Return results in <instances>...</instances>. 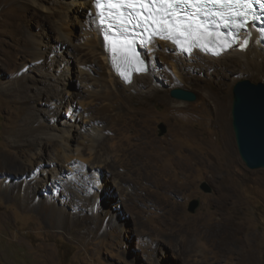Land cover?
<instances>
[{
    "label": "rangeland",
    "instance_id": "1",
    "mask_svg": "<svg viewBox=\"0 0 264 264\" xmlns=\"http://www.w3.org/2000/svg\"><path fill=\"white\" fill-rule=\"evenodd\" d=\"M63 1L0 0V161L7 171L17 164L21 169L19 175L0 171V181L19 180L16 192L29 194L14 201L15 190L0 191V264H264V169L244 165L231 127L233 86L242 79L264 83V72L239 71L219 81L228 101L227 135L205 106V94L216 90L209 79L186 78L182 84L167 58L157 57L155 70L174 76V83L165 74L152 76L154 82L141 80L156 86L158 79L164 92L141 99L111 94L103 63L90 57L92 64H81L85 57L76 49L84 47L83 16L65 17L69 36L57 29L64 14H48ZM58 65L62 73L71 67L68 94L55 83ZM175 88L196 99L171 98ZM70 104L83 121L80 135L71 132L80 156L60 167L61 180L55 181L45 169L56 155L65 160L59 138L49 139L65 131ZM160 124L166 127L163 135ZM175 129L192 136H176ZM87 131L100 136L88 137ZM38 138L50 146L32 147ZM82 162L101 166L99 175ZM65 176L74 178L68 186ZM165 178L170 183L162 190ZM81 180L82 191L72 193L74 181ZM203 181L211 193L199 190ZM194 198L200 204L190 213Z\"/></svg>",
    "mask_w": 264,
    "mask_h": 264
},
{
    "label": "bare ground",
    "instance_id": "2",
    "mask_svg": "<svg viewBox=\"0 0 264 264\" xmlns=\"http://www.w3.org/2000/svg\"><path fill=\"white\" fill-rule=\"evenodd\" d=\"M80 11H82V14H79ZM60 12H62L64 14V18H62L61 22H56L58 24L57 29L60 30L63 34H67L69 36H70V33L72 34V32L68 26V23L66 22L65 17L69 14V12H72L73 15H75L77 17L83 16L82 17L83 22L85 24H87V28H86L87 31H85V33H84L85 40L81 41V46H84L86 48L80 47V48L76 49L78 53H82V56L85 57V60L81 61V64H82V62L88 64V61H91L90 64H92L93 61L91 60V58L96 60L97 62L101 61L103 63V67H105L109 73L108 77L110 78V81L112 83L111 91H110L111 94H114L117 96L123 95L125 97L133 94L137 98L141 99V98H145V97H151V96H153L154 93L156 94L159 91L164 92L165 90H162V84H158L157 78H156L157 79L156 86H154V84L152 82L143 83L141 80L147 79V78L152 79V76L160 78L162 76V74H165L164 71L159 72V71L155 70L157 68V66L155 65V61H156L157 57L167 58V59H169L171 73L182 84L186 82V80H187L186 78H189L190 80H196L199 82L200 81L206 82L209 79L210 83L214 86V88L216 90L215 91L210 90L207 94H205V98H206V102H207L205 104V106L207 109H210L213 112L214 121H215L216 125L221 130L224 131L223 133H225L227 135H228V126H229L228 125V101L225 97L222 96V87H221L219 81L222 78H224L225 76L232 75V74L237 73L239 71H241V72L251 71V72L259 73V74L264 72V42L261 41V39L259 37L258 30L254 29L255 25L250 24L249 27L247 26L248 29L246 31H241L240 35L237 37L236 41H234L231 44L230 48H227L226 50H223V51L218 50V51H221L220 55H213L212 53L202 52V51H198L195 49H193L191 54H188V53L185 54V53H181L180 51H177V49L174 46L170 45L167 42H163V41H159V40H157V41L153 40V42L151 44H149L148 47H144L141 50V56L144 59L147 71H145L143 73H133L132 77H131L132 82L131 83H125L124 79H122L120 76H118L109 64L108 54L103 49V42L100 38V29L96 25V23H95L96 19L93 16L94 9H93L92 3L90 1H86V0H64L63 2H61V4L59 6L53 7V10L48 12V14L57 15ZM88 13L90 15H88ZM69 40L70 41L68 42V45H72V38L70 37ZM170 48L173 50V52H171L169 54ZM65 49L67 50L68 47L66 46ZM144 57L149 58L150 61L147 62L145 60L146 58H144ZM77 59L78 58H75L73 61H76L79 65H81L79 62V59L78 60ZM218 63H221V64H218ZM151 66L153 67V69H151ZM70 71H71V67L68 66L67 69L63 70V73H64L63 74L60 65L57 66V69L53 70V75H55V77L58 78V82H55V83L62 85L60 87L61 88L60 91L62 94H68V92H70L67 88L70 80H72L70 77ZM167 71H168V69H167ZM79 72H80V69H79ZM204 73H206L208 75L207 79L206 78L202 79V78L196 77V75L204 74ZM165 76H166V74H165ZM174 76H171V77L166 76V79H168L169 84L174 83V79H173ZM44 77H45V75H44ZM21 81L23 82V80H21ZM152 81L154 82L153 79H152ZM121 85H122V88H121L122 92H119V90L117 89V86H121ZM51 86H54V85H51ZM84 86H87V85L84 84ZM147 87H149V88L147 90L143 91L142 88H147ZM41 88H43V87H41ZM137 88H140V89H137ZM102 89H104L105 92L110 90L109 87L104 86V85L102 86ZM54 91H55V89H54ZM126 94H128V95H126ZM162 99H166V98H162ZM163 103H165L167 106L170 104L169 102H165V101H163ZM71 106H72L71 104L68 105V107L66 106L67 109L64 111V113H67V114L70 113V115L68 116L67 122L63 123V125L65 127V131H63L61 134H59L58 137H56V135H53V137L50 136V139H49V140H52V139L59 138V143L62 144L60 146L61 147L60 149L63 152V156H64V160H65V161H62L61 159L58 158L60 156V154L56 155V157L49 164L51 166L50 169H45V171L51 172V174L48 173V176L52 175L53 180H55V181L61 180L60 179L61 177L59 176V173L61 172L60 167H63V166L68 167L69 163L72 161V156H76V155L80 156V148H75L73 150L71 141L76 139L75 136H76V134H79L78 129L81 128V124L83 121L80 119L81 114L76 113V111L73 112L74 109ZM169 106L172 107L173 109L187 108V106L181 102L180 103H172ZM56 130H57V128H55V131ZM74 131L77 132L75 135L73 133H71ZM13 132H10L9 134H11ZM174 134L176 136H185V137L186 136L187 137L192 136V134L190 132H184L183 133L182 130H178V129L174 130ZM84 135H86L88 137L89 136L94 137V135L97 137L100 136L99 134H96L92 131H89L88 134H84ZM7 141L11 143L13 141V139H11V140L7 139ZM228 141H230V139ZM38 142H41V143L45 144L46 146H50V144H46L44 142V139L38 138V139H36V141H33L32 147L36 146L38 144ZM71 152H72V155H70ZM66 154H67V156H65ZM33 156H34V154H33ZM156 157H157V159L160 158L158 155H156ZM15 163H17V162L15 161ZM1 165L2 164L0 161V171L1 172L9 173V174L10 173L11 174H17V175L20 174V170H21L20 164H17V166H15V167H11L10 168L11 171H9V170L7 171L6 169H2ZM81 166H83V168L87 169V172L92 173L95 177H97V175H99L98 170L101 166H99V165L88 166L87 163H85V162H82ZM85 169H83V170L85 171ZM157 169L162 170L160 167L159 168L157 167ZM72 179L74 180V178H72V176L70 178H68V176H67L66 177L67 182L65 183V185L68 186V182ZM21 183L22 182L19 180L13 181L11 183L7 182V180H5V179L1 180L0 181V191H8L10 194V193H13V191L15 190L14 201L20 200V199H23V200L28 199L29 194L27 195L25 191H23V194L16 192V189L20 188ZM169 183H170V180L165 178L164 184L162 185V190H164V188H166L169 185ZM84 184L85 183L83 180L74 181V183L72 184L73 186L71 187L72 193L77 192V191H82L81 186H85ZM92 185H94V184L91 183V186ZM94 187H96V186H94ZM116 189L119 190L120 188L116 187ZM68 191H69V188H68ZM25 196H28V197H25ZM38 203L40 205L44 204L42 202H38ZM44 205H46V204H44ZM46 207H47V205H46Z\"/></svg>",
    "mask_w": 264,
    "mask_h": 264
},
{
    "label": "snow or ice",
    "instance_id": "3",
    "mask_svg": "<svg viewBox=\"0 0 264 264\" xmlns=\"http://www.w3.org/2000/svg\"><path fill=\"white\" fill-rule=\"evenodd\" d=\"M93 3L105 47L125 83L132 82L133 72L147 71L135 48L137 37L141 46L159 39L171 41L188 54L198 49L220 55L231 47L229 37H236L245 27L253 3L264 8V0H93ZM229 27L235 31L220 32L221 28ZM105 28L107 31H103ZM216 47L221 51H214Z\"/></svg>",
    "mask_w": 264,
    "mask_h": 264
},
{
    "label": "water",
    "instance_id": "4",
    "mask_svg": "<svg viewBox=\"0 0 264 264\" xmlns=\"http://www.w3.org/2000/svg\"><path fill=\"white\" fill-rule=\"evenodd\" d=\"M170 97L180 101L192 102L195 93L182 88L172 89ZM231 127L240 159L250 170L264 169V83H254L242 79L232 88ZM166 132L159 125V135ZM203 193L209 194L211 186L203 181L198 186ZM200 200L194 198L188 202L187 211L194 213Z\"/></svg>",
    "mask_w": 264,
    "mask_h": 264
},
{
    "label": "clouds",
    "instance_id": "5",
    "mask_svg": "<svg viewBox=\"0 0 264 264\" xmlns=\"http://www.w3.org/2000/svg\"><path fill=\"white\" fill-rule=\"evenodd\" d=\"M155 41H157V40H155ZM140 55H141V53H140ZM141 58L143 59V57L141 56ZM144 60V59H143ZM119 76V75H118Z\"/></svg>",
    "mask_w": 264,
    "mask_h": 264
}]
</instances>
